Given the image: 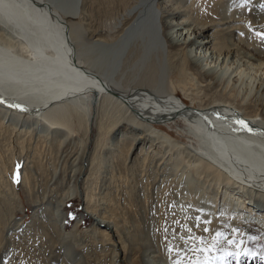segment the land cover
<instances>
[{
	"label": "bare ground",
	"instance_id": "6f19581e",
	"mask_svg": "<svg viewBox=\"0 0 264 264\" xmlns=\"http://www.w3.org/2000/svg\"><path fill=\"white\" fill-rule=\"evenodd\" d=\"M203 3L213 5L215 18L201 22L206 16H198L199 4ZM130 5L120 34L109 40L90 29L87 0H0V120L7 121L0 124L20 134L29 133L35 142L57 151L75 146L77 140L69 138L75 117L88 126L87 131L89 126L96 129L91 153L76 154L69 164L77 166L75 161L81 160L73 173L58 176L53 170L52 181L68 183L69 187L60 201L45 208L35 205L33 221L46 215L65 243V253L74 257L71 244L66 242L72 234L64 230L62 207L74 196L81 198L88 211L91 181L110 166L114 152L123 155L125 150L132 169L149 158L150 162L146 161L152 171L147 168L151 173L154 170L151 183L168 189L171 200L166 205L168 220L164 221L162 238L166 242L161 240L160 252L152 249L147 232L140 235L142 264L192 260L188 255L190 234L177 219L186 220L194 229L200 248L220 246L210 259L198 258L197 263L264 264V110L250 115L233 104L208 103L178 75L183 100L191 102L187 106L165 89L146 93L139 86L132 88L125 74H117L118 63L131 46L138 42L145 55L159 32L171 68L182 51L193 48V52H202L184 60L182 72L204 62L196 71L202 75L201 71L216 68L217 59L221 63L232 57L240 59V48L234 40L246 37L245 24L251 26L264 19V0H133ZM52 15L79 19L84 27L60 31ZM157 84L143 79L141 86ZM240 120L247 128L237 122ZM177 121L187 123L183 134L191 144L153 126ZM77 180H83V187L71 190ZM17 196L12 193L16 200ZM87 213L93 223L85 232L99 231L115 238L110 244L118 251L119 264H125L126 259L120 257L124 244L118 226L100 214ZM202 217L203 223L199 219Z\"/></svg>",
	"mask_w": 264,
	"mask_h": 264
},
{
	"label": "rangeland",
	"instance_id": "374dc122",
	"mask_svg": "<svg viewBox=\"0 0 264 264\" xmlns=\"http://www.w3.org/2000/svg\"><path fill=\"white\" fill-rule=\"evenodd\" d=\"M132 1L87 0V3L90 4L88 8L89 15L91 14L90 29L100 32L109 40L114 39L124 27L125 14L126 11H129V5ZM199 6L197 7L201 8V14L198 16L206 15L201 19V22L215 18L212 16L213 5L211 3H203ZM204 7H207L206 10ZM250 16V14L244 15V17ZM52 17L54 19L53 24L56 22L55 25L60 31L83 26L79 19H69L59 15H52ZM259 21L251 26L245 24L246 37L241 40H234L240 48V59L232 57L228 58L227 61L223 59L222 63L221 59H217L215 61L216 68L210 69L211 71L203 70L200 73L202 75L196 71L197 67L200 68L204 65V62L195 63V67L187 68L184 72L181 71L184 60L188 61V59L193 58L195 53L198 57V53L201 52H193L195 50L193 48H188L187 52L182 51L177 63H174V68H171L172 65L169 66L166 62V47L164 49L160 32L156 35V39L150 48L145 49V55L140 50L138 42L131 46L128 54L119 61L118 65L120 66L117 74H125L130 80L128 82L132 84V88L139 86L141 92H152L153 89L157 92L158 88L160 90L165 89L167 94H172L181 100H183V95L178 86L182 83L178 84V80L179 76L184 77L186 86L191 87V90L198 93L200 97H205L208 103L226 102L230 105L233 104V107L242 110L245 114L252 115L255 112L262 114L260 110H264V19L261 18ZM258 33L259 35H257ZM132 50L136 52L131 54ZM143 79H150L158 84L153 87H143L141 86ZM206 83L213 84L206 86ZM183 102L187 106H191L189 100L185 99ZM192 106L196 107L194 104ZM75 118L69 135V138L77 140L74 143L75 146H70L71 149L67 145V147L60 149L61 151H57V148L50 147L43 142L37 140L35 142L34 137H31L29 133L20 134L18 131L0 124V264H119L116 257L118 251L114 248V244L111 245L115 242V238L99 231L94 234L92 230L88 233L85 232L93 223L91 217L87 216L89 211L102 215L118 226L119 237L124 244V252L121 253L120 257L123 256V259H126H124L125 264H142V253L139 247V243H142L140 239L143 238V236L140 237L142 233L147 232L150 236L151 240H149L153 246L151 247L155 250L153 251L160 252L161 240L165 236L163 233L164 221L168 220L166 208L171 202L170 197H168L169 190L166 191L161 186L151 183L154 170L151 173L148 157V160L146 159L148 162L145 160L146 163L144 164L143 162L137 163L132 169L125 150L123 155L114 152L110 166H107L105 170L103 168L99 176L95 177L96 180L91 181L93 182L92 188L89 187L87 191L90 196L89 205H87L88 211L81 198L74 196L72 199H66L67 201L62 207V213L66 218L64 230L72 234V239L69 238L66 242L71 244L70 248L73 249L74 257H69L65 253V243L63 244L59 238L58 230L50 226L46 215L41 216L40 221H33L32 214L36 206L45 208L48 203L53 204L58 200L60 201L63 193L69 187L68 183H54L51 178L53 172L56 170L58 176L70 175L77 166L81 165L80 159L75 161L77 166L69 165L73 163L74 156L76 154L82 156L83 151L88 155L92 151L96 129L89 126L90 132L87 131L88 126L82 125L83 123H79ZM6 122L0 120V123L5 124ZM153 126L167 132L177 141L188 145L192 143L187 135L183 134L185 132L183 129L187 126L185 122L177 121L166 125L154 123ZM115 154H119L118 157ZM87 171L86 168L85 173ZM17 172L19 173V182H14L13 178ZM73 184V187L70 186L71 190L77 187L81 190L83 180H77ZM160 191L163 192L162 195ZM12 193H17L18 200L12 197ZM53 196L56 201L52 200L54 199ZM70 212L71 217H69ZM199 219L201 221L204 218ZM177 223L183 227V230H186V233L190 234L189 241L192 240L191 244L188 243V255L192 260L188 259V262L183 264H201L197 263L195 259H210L212 253L215 254L220 247L212 245L210 248L209 246L200 248L198 246L200 244L199 237L193 236L194 229L189 227L187 221L177 219ZM51 229L53 230L51 231ZM90 236L94 237L91 238ZM164 241L166 242V240ZM251 243L253 242L246 245ZM164 244L168 246L167 243ZM257 245L261 244L257 243Z\"/></svg>",
	"mask_w": 264,
	"mask_h": 264
},
{
	"label": "snow or ice",
	"instance_id": "6c2138e0",
	"mask_svg": "<svg viewBox=\"0 0 264 264\" xmlns=\"http://www.w3.org/2000/svg\"><path fill=\"white\" fill-rule=\"evenodd\" d=\"M259 35V33L257 34ZM3 101H0V103H2ZM217 115H219L217 113ZM242 127H245L247 128V125L245 124V122L243 120H240V121H237ZM19 168V165L17 166ZM14 182H19V173L17 172L15 175H14ZM69 217H71V212L69 213ZM205 231H207V229H205ZM219 235V234H218ZM229 243H231V241H229Z\"/></svg>",
	"mask_w": 264,
	"mask_h": 264
},
{
	"label": "water",
	"instance_id": "95a60500",
	"mask_svg": "<svg viewBox=\"0 0 264 264\" xmlns=\"http://www.w3.org/2000/svg\"><path fill=\"white\" fill-rule=\"evenodd\" d=\"M157 121H158V120H157ZM157 121H156V122H157Z\"/></svg>",
	"mask_w": 264,
	"mask_h": 264
}]
</instances>
